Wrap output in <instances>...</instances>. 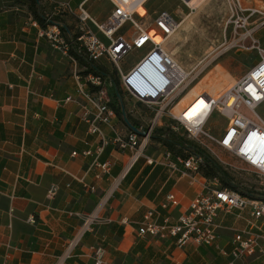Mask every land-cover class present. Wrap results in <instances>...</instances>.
<instances>
[{
  "label": "crops",
  "instance_id": "obj_1",
  "mask_svg": "<svg viewBox=\"0 0 264 264\" xmlns=\"http://www.w3.org/2000/svg\"><path fill=\"white\" fill-rule=\"evenodd\" d=\"M88 1L38 0L46 19L42 26L29 3L0 0V264H93L99 247L106 250L108 264H228L231 240L246 228L248 213L220 215L226 255L194 243L181 248L173 237L138 236L150 211L159 223L185 213L203 192L205 177L191 184L190 178L146 159L131 165V153L112 143L98 158L110 165L109 172L93 167L100 138L89 133L83 117L87 102L74 78L89 63L77 47L66 54L40 36L49 19L66 28L67 38L75 35L77 19L56 6L77 9ZM126 113L139 125L136 113ZM124 123L118 115L114 119L126 133ZM170 126L165 121L162 128ZM102 129L113 138L108 127ZM159 145L149 157L160 159L166 150ZM88 151L93 155L86 157ZM172 194L179 205L166 209Z\"/></svg>",
  "mask_w": 264,
  "mask_h": 264
},
{
  "label": "built area",
  "instance_id": "obj_2",
  "mask_svg": "<svg viewBox=\"0 0 264 264\" xmlns=\"http://www.w3.org/2000/svg\"><path fill=\"white\" fill-rule=\"evenodd\" d=\"M107 1L112 3L113 11L103 24L89 13L86 3L79 5L77 9L64 3L58 4L56 8L67 11L77 19L78 33L67 38L62 32V24L50 19L40 32L41 37L60 45L66 54L77 47L78 53L89 64L98 65L103 58H107L116 69L119 89L124 94L123 108L131 114L136 113L139 118V125L135 126L138 132L128 128L124 133L117 129L114 124L117 115L112 106L115 100L112 81L104 80L90 71V68L74 73L78 94L87 102L83 117L89 125V133L100 138L101 144L96 149L93 167L109 172L110 165L99 164L98 158L105 147L112 143L120 151L131 153V165L146 159L150 165L168 167L181 177L190 178L191 184L198 183V180L205 177L202 174L205 162L202 156L190 155L185 158L175 156L168 150L160 159L146 155L154 131L162 128L164 121H171L176 124L170 126L171 130L177 133L183 131L191 142L206 151L223 170L229 172L236 167L220 157L210 145L232 154L243 163L242 170L252 172L264 180V118L257 112L264 105V46L256 37L264 28V5H248L247 0H224L228 12L226 30L231 28V38L229 41L225 38L223 44L224 51H255L259 60L246 76L220 97L205 95L209 111L195 124L187 121L183 115H177L176 107L205 73L209 64L200 63L187 70L174 59L166 42L181 27L176 17L166 11L156 12L148 26L144 23L148 14L142 16L139 9H145L150 0ZM180 1L187 9L194 11L196 2L207 0ZM127 25H130V30L122 33ZM100 34L103 38L99 37ZM133 51H144V56L125 70L122 60ZM72 60L75 62V58ZM69 101L71 98L66 102ZM138 106L150 112V119L145 123ZM215 113L227 120V125L219 136H214L207 130V124ZM103 125L110 129L113 138L106 135ZM84 155L87 157L93 153L88 151ZM205 179L203 192L191 201L185 213L174 221L166 218L159 223L157 213L150 211L139 224L138 236L155 239L173 237L181 248L194 243L203 247H215L226 255L220 243V215L227 217L235 211L248 213L246 228L235 232L231 240V261L228 264H264V196L254 198L241 191L222 188L217 179ZM178 205L176 196L172 194L167 197L163 207L168 209ZM86 225L89 227V221ZM93 264H108L104 247L94 250Z\"/></svg>",
  "mask_w": 264,
  "mask_h": 264
},
{
  "label": "rangeland",
  "instance_id": "obj_3",
  "mask_svg": "<svg viewBox=\"0 0 264 264\" xmlns=\"http://www.w3.org/2000/svg\"><path fill=\"white\" fill-rule=\"evenodd\" d=\"M246 4L252 6L264 5V0H247ZM196 9L190 11L180 0H150L146 8H140L142 16L147 15L144 23L149 26L156 12L166 11L176 17L181 27L178 32L166 42L167 49L172 53L174 59L187 70L193 69L196 65L202 63L209 64L205 73L188 93L181 99L177 109L184 111L190 107L194 110L204 106V102L197 100L199 95L206 93L218 94L222 89H227L234 85L237 81L247 75L252 66L258 62L259 58L255 51H224L223 44L225 38L229 41L231 38V28H227L228 12L224 0H207L196 2ZM89 13L96 20L103 24L113 11L111 2L89 0L86 4ZM130 30V25H127L122 30V33ZM78 33V30H76ZM102 38V35H99ZM256 37L260 39L264 45V28L261 29ZM144 54V51H133L122 60L123 68L129 69L133 63L139 61ZM98 65L108 69L114 73V65L107 59L103 58ZM210 76V77H209ZM206 80H208L206 82ZM223 93V92H222ZM124 95V94H123ZM222 95V94H221ZM141 109V119L143 123L150 119V112L144 107ZM259 115L264 118V105L257 109ZM165 122V121H164ZM171 125H176L171 121H167ZM227 125L225 120L218 113L213 114L207 124V130L214 136H219ZM188 141H190L183 131L179 132ZM159 143L152 139L151 144L147 148L146 155L151 156L156 154L159 149ZM215 152L231 162L236 169L229 171L236 179L238 185L251 192L264 193V180L259 179L254 173L244 171L243 163L238 161L232 154L223 151L220 147L210 145Z\"/></svg>",
  "mask_w": 264,
  "mask_h": 264
},
{
  "label": "trees",
  "instance_id": "obj_4",
  "mask_svg": "<svg viewBox=\"0 0 264 264\" xmlns=\"http://www.w3.org/2000/svg\"><path fill=\"white\" fill-rule=\"evenodd\" d=\"M20 1V0H18ZM27 3H29V7L31 9V12L34 16V18L42 25L44 26V23L46 19L44 18V15L42 12H40V7L38 4V0H23ZM63 32H66V28L63 27ZM72 54H74L76 57H79L77 54H75L73 51H71ZM90 71L94 72L96 75L101 76L104 80H110L112 81L113 88H114V103H113V109L116 112V115L120 118V120L124 123L123 120V114H122V102H124V95L119 89V83L117 79H115L114 75L111 74L108 69L101 65H95V64H89ZM118 96L121 97V101L118 100ZM129 120L131 121L132 125L135 127L137 126L135 120L133 117L130 116V114L127 115ZM125 124V123H124ZM158 143H161V146L165 148L167 151H171L174 153L175 156H183L185 158L188 157V155L185 154V152L189 153L190 155H200L204 159V164L202 165V174L207 179H217L219 183L221 184L222 188L228 189V190H235V191H241L243 194L254 197V198H262L264 196L263 193H257V192H251L244 188H241L234 176L223 170V168L216 162L210 155L206 153V151H203L201 148H199L197 145H195L193 142L188 141L183 135L174 132L170 128H159L156 129L153 133V138Z\"/></svg>",
  "mask_w": 264,
  "mask_h": 264
},
{
  "label": "bare ground",
  "instance_id": "obj_5",
  "mask_svg": "<svg viewBox=\"0 0 264 264\" xmlns=\"http://www.w3.org/2000/svg\"><path fill=\"white\" fill-rule=\"evenodd\" d=\"M207 81L208 80H206V82ZM234 85H232L231 87H233ZM231 87H229L227 89H230ZM227 89H224V90L222 89V91L220 93L215 94V95H218V96H214V94H211V93H206L204 95H199V97L197 98V100H200V101L204 102V106H202V107L197 108V109L194 110V107L197 105V104H195L193 107H190V108H188V109H186L184 111L183 110L182 111H179L177 109V107H176V113H177V115H183L185 117V119H187V121H190V122L193 121V123L198 124L199 120L201 118H204V114L209 111V106H208L207 102L205 101L204 96L205 95H209V96H212L214 98H218V97H220V95L222 94V92H225ZM181 99H180V101H181ZM180 101H179V103H180ZM179 103L177 104V106L179 105Z\"/></svg>",
  "mask_w": 264,
  "mask_h": 264
},
{
  "label": "water",
  "instance_id": "obj_6",
  "mask_svg": "<svg viewBox=\"0 0 264 264\" xmlns=\"http://www.w3.org/2000/svg\"><path fill=\"white\" fill-rule=\"evenodd\" d=\"M118 100H119V101L122 100L120 96H118ZM122 114H123V120H124L125 124H126L130 129H132L133 131L138 132V130L136 129V127H134V126L132 125V123L130 122V120H129L128 116H127L128 114L126 113V111H125L124 108H122Z\"/></svg>",
  "mask_w": 264,
  "mask_h": 264
}]
</instances>
